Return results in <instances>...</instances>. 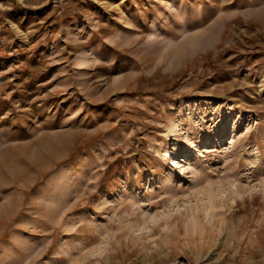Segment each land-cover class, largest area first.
I'll return each mask as SVG.
<instances>
[{"label": "rangeland", "instance_id": "obj_1", "mask_svg": "<svg viewBox=\"0 0 264 264\" xmlns=\"http://www.w3.org/2000/svg\"><path fill=\"white\" fill-rule=\"evenodd\" d=\"M0 264H264V0H0Z\"/></svg>", "mask_w": 264, "mask_h": 264}, {"label": "bare ground", "instance_id": "obj_2", "mask_svg": "<svg viewBox=\"0 0 264 264\" xmlns=\"http://www.w3.org/2000/svg\"><path fill=\"white\" fill-rule=\"evenodd\" d=\"M174 151V154H177L176 150H173ZM177 162V160H175Z\"/></svg>", "mask_w": 264, "mask_h": 264}]
</instances>
